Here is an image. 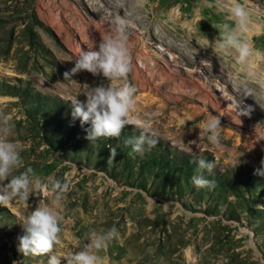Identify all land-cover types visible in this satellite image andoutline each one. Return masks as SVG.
<instances>
[{
	"label": "rangeland",
	"instance_id": "374dc122",
	"mask_svg": "<svg viewBox=\"0 0 264 264\" xmlns=\"http://www.w3.org/2000/svg\"><path fill=\"white\" fill-rule=\"evenodd\" d=\"M238 2L251 21L247 65L211 45L232 24L231 0H0V112L22 158L12 175L30 167L68 185L59 206L51 192L0 205V264H48L53 254L65 264L90 232L112 226L119 236L99 252L103 264H264V175L254 174L264 158V0ZM114 15L128 20L132 118L158 140L143 154L124 144L140 134L134 125L119 138L85 139L90 123L73 120L67 101L103 81L63 73L112 34ZM210 115L221 121L218 147L200 130ZM196 156L215 162L204 172L213 186L193 185ZM41 203L61 217L60 240L51 253L23 254L20 220Z\"/></svg>",
	"mask_w": 264,
	"mask_h": 264
},
{
	"label": "clouds",
	"instance_id": "9594fccd",
	"mask_svg": "<svg viewBox=\"0 0 264 264\" xmlns=\"http://www.w3.org/2000/svg\"><path fill=\"white\" fill-rule=\"evenodd\" d=\"M143 2L144 0H136L137 6ZM116 3L123 6L122 0H116ZM228 18L232 24L221 25L219 38L211 45L223 52H233L239 64L247 65L252 55L244 36L250 30L249 12L238 0H231ZM111 23L112 34L99 42L94 49L81 50L74 66L63 73L65 80H71L75 74L87 71L93 76L103 77V81L97 86L88 87L83 93L85 100L70 97L67 101H71L73 120L79 118L81 125L90 123V127L85 129V139L93 143L100 138H119L126 126L134 125L140 130V134L126 138L124 144L131 146L134 153L143 154L145 146L150 150L158 140L146 119L132 118L137 89L128 79L132 70V55L127 46L128 20L114 15ZM261 89L264 94V83L261 84ZM252 95L253 90L245 87L243 96ZM235 107L240 116L249 115L253 110L243 101H238ZM13 127L11 118L0 112V205L7 206L14 200L27 202L30 194L34 192H51L54 194L53 204L59 206L63 193L67 191V184H61L52 178L43 180L30 167L18 175H12L13 170L20 167L22 160L19 141L11 139ZM221 129L220 118L210 115L202 121L200 130L211 145L218 147L221 144ZM116 155V149L110 148L109 159L114 160ZM192 163L196 165L195 173L191 177L193 185L198 188L213 186L214 181L207 179L204 172L211 173L215 162L196 156ZM254 174L264 175V158ZM20 221L25 234L18 238L19 251L23 254H45L53 251L62 232L61 217L53 207L41 203ZM118 236L115 226L101 232H90L81 249L67 253L65 264H103L99 252ZM48 264H61V259L55 254L50 255Z\"/></svg>",
	"mask_w": 264,
	"mask_h": 264
},
{
	"label": "bare ground",
	"instance_id": "6f19581e",
	"mask_svg": "<svg viewBox=\"0 0 264 264\" xmlns=\"http://www.w3.org/2000/svg\"><path fill=\"white\" fill-rule=\"evenodd\" d=\"M181 84H183V83H180V85H181ZM186 84H187V83H186ZM183 85H184V84H183ZM183 85H182V86H183ZM204 95H205V94H204Z\"/></svg>",
	"mask_w": 264,
	"mask_h": 264
}]
</instances>
